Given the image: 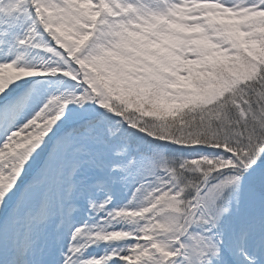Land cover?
<instances>
[{"label":"snow or ice","instance_id":"6c2138e0","mask_svg":"<svg viewBox=\"0 0 264 264\" xmlns=\"http://www.w3.org/2000/svg\"><path fill=\"white\" fill-rule=\"evenodd\" d=\"M0 264H264V0H0Z\"/></svg>","mask_w":264,"mask_h":264}]
</instances>
